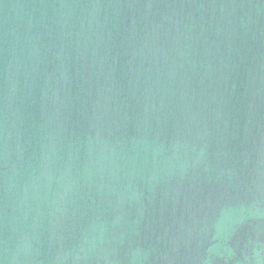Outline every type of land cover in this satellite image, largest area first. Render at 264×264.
I'll return each mask as SVG.
<instances>
[{
	"label": "water",
	"instance_id": "95a60500",
	"mask_svg": "<svg viewBox=\"0 0 264 264\" xmlns=\"http://www.w3.org/2000/svg\"><path fill=\"white\" fill-rule=\"evenodd\" d=\"M0 264H264V0H0Z\"/></svg>",
	"mask_w": 264,
	"mask_h": 264
}]
</instances>
